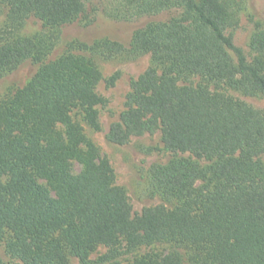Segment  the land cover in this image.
<instances>
[{
    "label": "trees",
    "instance_id": "1",
    "mask_svg": "<svg viewBox=\"0 0 264 264\" xmlns=\"http://www.w3.org/2000/svg\"><path fill=\"white\" fill-rule=\"evenodd\" d=\"M116 1L141 15L175 14L135 31L126 46L78 43L48 63L42 38L0 42V75L38 65L0 101V245L21 264H88L98 247L107 264H264V113L223 93L264 97V31L252 34L249 61L227 33L225 0ZM92 2L0 0L11 26L34 18L49 28L87 21ZM144 55L150 67L131 80L106 140L124 145L159 133L166 152L209 165L180 158L153 167L148 190L163 204L133 216L108 159L73 114L98 131L95 61ZM151 245L174 251L121 261Z\"/></svg>",
    "mask_w": 264,
    "mask_h": 264
},
{
    "label": "rangeland",
    "instance_id": "2",
    "mask_svg": "<svg viewBox=\"0 0 264 264\" xmlns=\"http://www.w3.org/2000/svg\"><path fill=\"white\" fill-rule=\"evenodd\" d=\"M225 1L229 5L227 33L251 61L254 54L249 50L248 44L256 30L264 31V0ZM174 14L175 11H164L141 15L131 10L126 11L116 0H93L87 8V21L49 28L34 18H28L20 26H11L8 10L0 4V42L14 36L42 38L49 46L51 45V50L44 61L48 63L61 57L78 43L89 44L108 39L126 46L135 31L151 23L165 22ZM95 62L101 73V80L95 87L96 94L102 99V103L97 107L100 128L98 131L88 128L79 111L74 112L73 118L83 128L86 138L98 148L103 157L108 159L114 172L115 186L125 191L132 215L138 216L145 208L163 204L159 198L151 196L148 190L147 178L153 167L166 165L171 160L180 158L189 159L200 168L208 166L209 162L196 160L187 154L173 155L166 152L160 142L159 133L132 137L124 145L108 142L106 133L109 126L126 110V96L130 91L131 80L136 79L150 67L151 59L150 56L144 55L134 59H97ZM37 69V64L26 61L13 72L0 75V101L24 88ZM189 83L196 86L199 81L193 78ZM223 93L264 113L262 96L246 97L232 90H223ZM74 168L75 172L79 170L78 166ZM171 251L174 249L170 245H151L123 256L121 261H131L143 255H164ZM106 253V248L98 247L91 254L88 264H107L101 260ZM0 264H21L8 256L5 243L0 245ZM70 264L79 263L75 258H71Z\"/></svg>",
    "mask_w": 264,
    "mask_h": 264
}]
</instances>
